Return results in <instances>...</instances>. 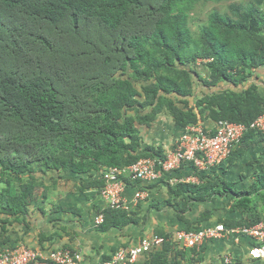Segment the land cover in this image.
I'll use <instances>...</instances> for the list:
<instances>
[{
	"label": "trees",
	"instance_id": "trees-1",
	"mask_svg": "<svg viewBox=\"0 0 264 264\" xmlns=\"http://www.w3.org/2000/svg\"><path fill=\"white\" fill-rule=\"evenodd\" d=\"M200 1L224 0H0L2 230L9 217L28 215L49 172L82 175L164 158L142 147L139 130L164 110L181 129L205 119L249 126L264 113V89L254 81L264 69V0L232 2L230 14L212 10L196 32L189 18ZM194 76L206 92L195 95ZM240 139L224 165L202 175L193 168L198 183L168 186L165 203L178 204L187 225L179 230L201 229L215 211L187 218L188 202L227 201L216 223L228 228L264 219V160L250 177H234L251 148L262 145L256 162L264 159V131ZM103 214L100 231L137 222L134 210ZM155 234L165 240L145 264H181L185 251L174 237Z\"/></svg>",
	"mask_w": 264,
	"mask_h": 264
},
{
	"label": "crops",
	"instance_id": "crops-1",
	"mask_svg": "<svg viewBox=\"0 0 264 264\" xmlns=\"http://www.w3.org/2000/svg\"><path fill=\"white\" fill-rule=\"evenodd\" d=\"M202 77L207 78L204 68L198 70ZM193 92L200 95L206 92V87L194 76ZM198 125L204 128H213L214 123L210 120L199 121ZM142 147H154L165 152L169 149L181 133L182 129L176 125L172 117L164 110L159 113L150 126L139 127ZM252 151H262V145L253 147L248 154L238 163L240 169L237 175L247 172V162L255 156H249ZM260 156L259 153L257 157ZM256 157V158H257ZM244 164V165H243ZM106 167L100 166L89 174L73 175L65 172H49L45 178L47 188H38L35 194L33 205L28 215L13 220L2 230L1 220L5 215L0 213V250L6 247H16L24 244L34 250L47 253L52 248H70L81 252L82 258L91 263H97L109 259L118 248L128 245H135L144 236H150L158 232L169 234L173 240L177 230L187 228L185 222L177 216L178 204L170 206L165 201L168 199V186L180 179V182H189L199 178L189 165L171 171L158 173L153 182H142L126 180L125 199L132 201L136 190L145 193L144 199L139 200L136 205H131V211H135L137 222L123 225L120 228H112L107 231H100L94 225L95 215L101 209H105V202L99 195V187L102 181L101 174ZM226 169V170H225ZM223 171L229 173V168ZM202 175L205 171H197ZM90 177V185L84 186L87 178ZM185 201V197L177 201ZM174 202V203H176ZM191 209H187V218L195 219L200 209L213 208L215 211L207 220L201 222L203 227L214 225L220 218L227 216V201L223 204L190 203ZM171 240V241H172ZM163 246V245H162ZM157 246L151 250L144 251L134 262L129 264H145L148 261L149 253L161 249ZM184 255L181 264H204L210 261L213 264L221 263V256L228 255L233 264H264V258L253 259L249 256L250 241L244 236H230L226 239L218 238L211 240L200 248H187L179 245ZM225 253V255H222ZM200 258V260H195ZM211 264V263H209Z\"/></svg>",
	"mask_w": 264,
	"mask_h": 264
},
{
	"label": "built area",
	"instance_id": "built-area-1",
	"mask_svg": "<svg viewBox=\"0 0 264 264\" xmlns=\"http://www.w3.org/2000/svg\"><path fill=\"white\" fill-rule=\"evenodd\" d=\"M255 129L264 131V113L258 116L249 126L220 120L213 128L207 129L201 125H188L176 137L175 143L167 149L164 158L144 157L135 163L124 167H107L101 174L102 186L99 195L105 202V207L130 211L131 205H136L144 199L145 193L136 190L133 199H125L126 180L153 182L158 173L171 172L183 165H189L195 170L208 172L217 165H224L235 145L248 131ZM204 172V173H205ZM196 179L189 181L195 182ZM180 182V179L174 180ZM103 209L94 218V225L99 226L103 220ZM230 236H244L250 241L249 256L253 259L264 258V219L250 226L228 228L222 223L208 225L199 230H177L174 239L183 247L200 248L207 242ZM165 238L156 234L144 236L135 245L118 248L107 260L94 264H129L134 262L144 251L151 250L164 243ZM225 263H231L228 255ZM0 264H91L82 258L81 252L70 248H52L47 253L34 250L20 244L16 247H6L0 250Z\"/></svg>",
	"mask_w": 264,
	"mask_h": 264
},
{
	"label": "rangeland",
	"instance_id": "rangeland-1",
	"mask_svg": "<svg viewBox=\"0 0 264 264\" xmlns=\"http://www.w3.org/2000/svg\"><path fill=\"white\" fill-rule=\"evenodd\" d=\"M235 1H241V0H224V1H220V2H216V1H212V2H204V1H200V2H197L193 9L190 11V18H189V26L191 27V29L193 31H196L198 30V28L203 25L205 22H206V19H207V15L209 14V12H211L212 10H219L221 12H225V13H229L230 14V11H229V4L232 3V2H235ZM242 1H247V0H242ZM258 78H255V82L260 86V88L264 89V69H261L258 73ZM201 94V93H200ZM258 153H261L260 152H256V151H252L250 153L249 156H255V158H251L247 164H248V167H247V172H245L243 175H247L249 174L248 177H250L252 175V170L253 168H256V170H259V169H262V166H263V163L262 161L264 159L261 160V162H256L257 160V155ZM259 157V156H258ZM264 216V212H262V216ZM222 255H225V253H223ZM224 259V256L222 257L221 256V263L220 264H228V263H225L223 261ZM195 260H200V258H196ZM213 264V262L210 261H207V262H204V264ZM191 264H195V263H191ZM201 264V263H199Z\"/></svg>",
	"mask_w": 264,
	"mask_h": 264
},
{
	"label": "clouds",
	"instance_id": "clouds-1",
	"mask_svg": "<svg viewBox=\"0 0 264 264\" xmlns=\"http://www.w3.org/2000/svg\"><path fill=\"white\" fill-rule=\"evenodd\" d=\"M104 210V209H103Z\"/></svg>",
	"mask_w": 264,
	"mask_h": 264
}]
</instances>
